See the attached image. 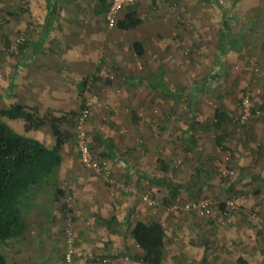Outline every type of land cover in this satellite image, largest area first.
<instances>
[{
	"label": "rangeland",
	"instance_id": "obj_1",
	"mask_svg": "<svg viewBox=\"0 0 264 264\" xmlns=\"http://www.w3.org/2000/svg\"><path fill=\"white\" fill-rule=\"evenodd\" d=\"M93 2L94 0H84L77 5L86 8ZM219 2L228 10L233 9L234 13L228 21V34L233 35L236 31H241L246 43L240 51H229L224 56L215 43L217 31L209 30L210 36H204L208 28L205 24L209 16L208 8H218L214 0H158L154 4H151V0H138L132 6V17L139 14L144 18H149L152 13L157 14L158 11L159 15L162 11L161 18H166L165 26L161 28L163 35L159 39L158 30L153 31L152 38L158 41V45L145 43V53L137 57L133 52L132 44L137 36H141L139 30L141 26L135 28L124 26L125 21L130 19L127 16L128 10L121 12L116 25L111 29L102 19L100 24L104 27V34L94 48L97 49V56L100 60L97 62L100 75L106 81L102 87L97 81L88 83L83 94L85 104L89 108L85 129L93 153L101 157L104 151L102 140L107 141L117 147L120 155L122 152L133 168L146 171L158 178L166 177L175 182L184 181L185 184H189L193 180H203L204 176L198 177L199 175L191 174L193 163H190L189 158L182 156L180 141L171 138L169 135L171 129L166 128L165 125L169 124L170 119L180 122L193 110L194 104L191 97L183 94L161 95L155 89L130 84L125 76L143 78L153 71L156 72L161 66L163 83L172 90L179 89L180 91L187 88L194 91L195 83L204 78L208 80L215 78L211 89L197 95L194 108V111H197L195 116L202 120L212 119L216 108L225 111L232 119V123L224 130L225 133L227 131V145L230 150L221 152L218 147L210 148L212 154H215L217 158L221 157L218 158L216 165L213 164L215 168L212 180L215 184L191 193L181 191L171 199V193L168 190L159 189L157 185L147 183L145 179H138L136 176L125 179L124 164H121L119 159L108 158L104 159V165L115 170L112 175L115 182L111 187V184L106 183V179L93 178L92 171L85 169L80 162L72 160L76 151V145L72 141L68 148L70 158L69 161L67 160V168L61 164L57 174V184L64 189L71 186L77 190L61 196L55 193L54 189L49 188L52 190L49 196L41 198L38 192L33 200H28L27 211L30 217L27 219L42 222L43 217L40 216L39 211L47 213L51 216L46 220L49 221L48 223L51 222L49 227H51L50 232L53 236H50V232L49 235H41L40 239L27 236L26 239L4 246V253L11 260L25 264H65L62 231L68 218L72 217L70 210L72 204L77 205L81 199L98 197L106 202L115 198L119 201L118 212L122 213L126 207L132 206L131 209L138 214L134 216L146 220L160 218L159 215L175 216L176 212L168 209L167 203L163 204L162 197H169L171 202L177 201V210H182V205L188 201L206 199L212 211L210 219L213 226H211L216 229L220 227L223 237L225 236L224 229L227 235L233 229L227 224L229 220L232 224L234 218L250 221L249 214L252 211L262 217L259 205L263 203L261 201L252 202L254 200L252 181H242L241 183L244 184L240 186L235 184L228 186V184H222L221 177L225 175L228 181H233L231 178L239 176V167L234 161L238 158L239 146L248 149L249 153L251 147H254L256 138L253 136L251 139L252 130L251 133H247L250 135L247 142L242 144L241 141L236 140V135H239L242 126L250 124L252 120L264 121V0H219ZM38 3L33 0H0V76L4 78V81L6 71L8 75L15 60L10 51L17 42L28 38L29 8L32 6L41 8V4ZM182 7L193 11L188 23L186 16L178 13ZM89 19L90 14L88 21ZM187 30L188 40L181 41L179 32ZM104 39L105 41L102 42ZM5 41L9 42L8 46ZM50 65L57 67L58 63L51 61ZM43 73H45V68L39 74ZM9 91L8 87L5 93L0 95V109L6 106L7 97L9 102L14 101L16 86L13 88L12 96H9ZM246 92L249 93L252 104L255 107H261L263 112L241 122L239 121L241 98ZM47 110L42 107L37 108L38 115L45 114ZM50 112L58 113L59 111L50 109ZM2 120L16 132L24 135L42 136L45 141L51 135L47 128L38 131L24 130V122L20 119L2 118ZM62 128L66 129L65 126ZM71 128L72 126H70V132L74 133V129ZM108 160L114 163L109 164ZM185 161L187 164L184 163ZM70 165L72 174L67 170ZM220 167L222 168L218 169ZM79 184L81 186H78ZM145 193L154 195L159 201L160 206L155 209L154 213L141 200ZM46 198H48V203ZM110 203L112 202H108V205ZM220 203L226 204L225 214L219 210ZM71 220L73 226L74 219ZM262 228L264 231V227ZM212 247L211 245L210 248Z\"/></svg>",
	"mask_w": 264,
	"mask_h": 264
},
{
	"label": "crops",
	"instance_id": "obj_2",
	"mask_svg": "<svg viewBox=\"0 0 264 264\" xmlns=\"http://www.w3.org/2000/svg\"><path fill=\"white\" fill-rule=\"evenodd\" d=\"M33 1L39 2L41 8L34 6L29 8L28 20L30 23L28 22V26L30 31L27 39L30 43L41 40L43 52L36 53L28 64L18 68L13 77L16 96L13 102H9V98H7L5 107L14 102H20L29 107H42L52 111L76 110L80 101L76 84L82 76L91 73L96 74L97 69H99L97 74L100 75V67L97 64L100 60L97 56V49L94 47L97 46L99 38L104 34V27H102L100 21L105 20V11H100L101 5L98 0H94L93 4L86 8L77 5V3L84 2V0H52V8L46 5V0ZM157 1L151 0V4ZM108 2L109 0H106L107 4ZM128 6L133 5H127L122 11L128 10ZM48 9L51 10L49 12L50 16H48ZM208 9L209 16L206 15V11L204 12L207 16L205 24L208 27V33L205 31L204 34L205 37L210 36L209 30L212 29L219 34L222 26V15L218 8ZM179 10L178 13L184 14L188 23L193 11L187 7H182ZM230 10L231 14L234 13L233 9ZM89 14L90 19L88 21ZM162 15V11L159 15L158 11L157 14L152 13L149 18H144L139 14L135 15L140 20L136 27L141 26L139 29L141 36H137V39L133 42H140L144 50L146 44L158 45V41L153 39L152 35L153 31L156 30H158V39L163 35L161 30L165 26L166 18H161ZM47 21L49 24L45 25ZM179 34L181 41L188 40V30L180 31ZM218 34L215 38L216 46ZM229 36L233 37L234 34ZM104 41L105 39L102 42ZM220 51L224 56L229 52ZM51 61H56L58 66L52 67L50 65ZM44 68L45 73L40 75V71ZM162 69L159 66L156 72L153 71L150 74L158 75L163 83L161 79ZM134 77L125 76L130 84L141 86V81H138L139 76ZM5 78L4 81V78L0 76V95L5 93L10 84L7 71ZM214 81L215 78L210 80L206 90L211 89ZM163 84L167 87L165 83ZM142 86L144 88L148 87L146 85ZM167 90L173 92L170 95L183 94V90H172L169 87H167ZM157 91L163 95L159 90ZM194 108L195 106L180 122L170 119L169 124L165 127L171 129L169 135L172 139L180 141L183 150L182 156L189 158L190 163H193L191 174L199 175L198 177L204 176L203 180H193L186 184L187 188L198 191L205 189V187H212L215 184L212 180L213 169L215 168L213 164H217L216 162H218L220 156L217 158L215 154L211 153V149L217 148V145L214 128L210 127V120H202L195 116L197 111H194ZM251 130V139H253V136L256 138L254 139V147H251L249 153L248 149L239 146L238 158L234 159L235 165L239 167H237L239 176L234 179L230 177L233 181L229 182L230 185L240 186L244 184L241 183L242 181H252L254 184L252 191L254 200L252 202L259 203L258 201H261L263 203L259 205L261 207L259 211L264 218V121L252 120L250 124L243 125L239 135H236V140L241 141L242 144L247 142L250 138L247 133H251ZM36 138L43 140L48 146L54 144V138L51 135L49 139H46L47 141L42 136H36ZM69 147L70 142H67L61 150L62 164L66 168L67 160L69 161L70 158ZM72 160L80 162L76 151ZM108 161L110 162V160ZM111 163L114 162L109 164ZM184 163L187 164L186 161ZM211 166H213L212 169ZM188 168L190 167L188 166ZM70 169L71 165L67 170L70 171ZM124 169L126 172V168ZM113 171L115 172L114 168H108L104 165L100 174L91 172V175L99 180L106 179V183L111 184L110 186L113 187L111 182L115 181V178H112ZM70 173L73 172L70 171ZM132 176L134 175H129L128 178L130 179ZM221 180L223 181L222 184H227L224 177H221ZM181 182L184 183V181ZM58 186L62 188L64 196L69 192L72 193V190H77V188L71 186L66 187L68 189H64L61 185ZM110 201L112 203L108 205ZM118 203L119 201H116L115 198L105 202L104 199L96 197L86 200L81 199L77 205L72 204L70 209L72 212H70L72 214L71 219H74L73 226H71L69 232L66 229V222L61 236L64 241V251L67 237L71 238L73 246L71 264H142L131 256V253L138 252L137 245L130 236V230L135 219L139 216L135 217L138 214L134 209H131L132 206L126 207L122 213L118 212ZM98 215L100 218L97 217ZM159 216L160 218L156 219L163 224L168 238L165 246V264H233L239 259L247 261L248 264H264V231L261 225L253 220L234 218L233 224L229 220L227 224L233 229L229 235L225 233L224 229L225 236L223 237L220 227L218 229L212 227L213 222L211 219L206 220L193 211H177L175 216L169 217ZM111 217H114V219ZM48 222L46 219L42 222L31 221L28 236L33 239H40L41 235H49L51 228L49 224L51 222ZM217 235H219V238H217ZM50 236H53L52 232H50ZM211 245L213 249L210 248Z\"/></svg>",
	"mask_w": 264,
	"mask_h": 264
},
{
	"label": "trees",
	"instance_id": "obj_3",
	"mask_svg": "<svg viewBox=\"0 0 264 264\" xmlns=\"http://www.w3.org/2000/svg\"><path fill=\"white\" fill-rule=\"evenodd\" d=\"M101 5V12L108 9L106 0H98ZM221 13V23L217 47L219 50L225 51H240L241 47L246 43L241 34V31H236L233 37L228 34V21L231 16V10L224 7L219 0H214ZM46 5L52 8V0H46ZM105 6V7H104ZM103 7V8H102ZM50 9H48V16ZM127 16L130 18L125 21L124 26L129 28L136 27L140 20L133 16L132 6H128ZM49 18V17H48ZM48 21L45 25H48ZM8 46L9 42L5 41ZM134 53L136 56H142L144 49L140 42L135 41L132 44ZM42 51L41 40L30 43L28 39H23L17 42L14 48L10 51L12 57L15 58L11 65L8 78L9 84V96L13 95V88L15 86L14 75L18 68L28 64L36 53ZM99 72V69H97ZM88 74L82 76L79 82L76 84L77 95L80 98L78 110L59 111L58 113H51L50 109L41 116L38 115L37 107L26 106L20 102H14L5 108L0 109V264H25L11 260L3 250L4 246H7L13 242H19L22 239H26L28 236L30 217L27 211V202L30 199H34L39 192L40 197H47L55 190V193L64 196L62 188L57 184L58 176L57 171L62 164L61 150L67 142L75 143V133L70 132V126L74 129V121L79 111L86 107V100L84 98V91L88 87V83L97 81L100 87L104 86L106 79L99 74ZM221 73V72H220ZM135 78V77H134ZM138 81L142 85H146L152 89L159 90L163 95H170L173 92H169L167 87L164 86L162 81L158 78V75L150 74L146 77H139ZM210 80L204 78L200 82L194 84V91L190 89L184 90L182 93L185 96L191 97L195 106L197 95L203 94L208 88ZM180 94V93H178ZM8 98V97H7ZM263 110L259 106L252 104V110ZM192 115V114H190ZM240 115V112H239ZM262 116V115H261ZM2 118H8L11 120H22L24 122V130L38 131L42 128H47L48 132L54 138V144L48 146L43 140H39L36 136H28L22 133L16 132L11 126H9ZM232 123V119L226 114L225 111L216 108L212 119H210V127L214 128V134L216 145L221 152L229 151L228 136L224 130L228 125ZM65 126L66 129H63ZM71 128V129H72ZM249 140V139H248ZM247 140V141H248ZM104 151L101 153V160L112 158L116 159L124 164L126 168V177L129 175L137 176L138 179H145L147 183L157 185V187L165 188L171 193L170 198L175 197L179 192L186 191L191 193L193 190L187 188L185 183L175 182L169 178H158L153 174H149L146 171H140L131 166L129 160L122 154L118 153L116 146L110 144L107 141H103ZM90 149L91 145L89 144ZM162 163V162H161ZM162 166L166 168V166ZM224 176V181L228 186L230 182L227 177ZM49 188H51L49 190ZM151 195V194H150ZM152 198L157 199L154 195ZM170 198L162 197L163 204H168L167 207L177 204V201L171 202ZM158 200V199H157ZM48 203V198H46ZM191 202V201H188ZM158 205L154 208V211ZM225 203H220L219 210L225 214ZM151 210V209H150ZM183 210V209H182ZM35 211V210H34ZM178 212L181 210H177ZM176 211V212H177ZM186 211V210H183ZM191 212V211H186ZM194 212V211H193ZM210 214L205 218L206 220L211 218ZM154 213V212H153ZM196 213V212H195ZM40 216L43 217V221L50 215L39 211ZM98 218L99 215L97 216ZM71 218V217H70ZM114 219V217H111ZM50 220V219H49ZM130 236L136 243L138 252L131 253L134 260L141 262L142 264H165V246L168 241L167 234L163 224L157 219H143L138 217L135 219L130 230ZM233 264H248L245 260H236Z\"/></svg>",
	"mask_w": 264,
	"mask_h": 264
},
{
	"label": "built area",
	"instance_id": "obj_4",
	"mask_svg": "<svg viewBox=\"0 0 264 264\" xmlns=\"http://www.w3.org/2000/svg\"><path fill=\"white\" fill-rule=\"evenodd\" d=\"M138 0H109L108 9L105 13V22L109 29L113 28L116 25V22L119 18L121 11L127 5H134ZM262 110L256 109L252 110V102L251 97L248 92H246L241 98V106H240V115L239 121L244 122L248 117L253 115L262 114ZM89 114L88 106L82 108L74 121V133H75V145L76 152L78 154L81 165L95 174H100L105 162L99 159L93 151L90 149L88 135L85 129V123L87 116ZM110 182V181H109ZM112 183L115 181H111ZM141 200L144 202L147 208L151 209V212H154V208L158 205V200L152 198V196L148 193L142 195ZM168 209L177 211V204L171 205ZM181 209L186 211H194L198 213L201 217L207 218L210 214V203L206 199H198L191 202H186L182 205ZM249 218L262 227H264V218L259 217L255 211H252L249 214ZM72 226L71 218L67 220L66 229L70 232ZM72 254H73V246L70 237L66 239V248L63 253V260L65 264H71L72 262Z\"/></svg>",
	"mask_w": 264,
	"mask_h": 264
}]
</instances>
